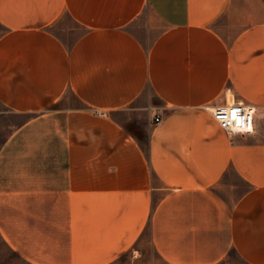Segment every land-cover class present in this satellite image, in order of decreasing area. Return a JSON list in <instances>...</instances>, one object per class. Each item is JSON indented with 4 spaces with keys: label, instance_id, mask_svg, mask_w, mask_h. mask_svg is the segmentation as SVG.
<instances>
[{
    "label": "crops",
    "instance_id": "crops-1",
    "mask_svg": "<svg viewBox=\"0 0 264 264\" xmlns=\"http://www.w3.org/2000/svg\"><path fill=\"white\" fill-rule=\"evenodd\" d=\"M5 110L32 113L0 147L25 264H264V0H0Z\"/></svg>",
    "mask_w": 264,
    "mask_h": 264
},
{
    "label": "rangeland",
    "instance_id": "rangeland-1",
    "mask_svg": "<svg viewBox=\"0 0 264 264\" xmlns=\"http://www.w3.org/2000/svg\"><path fill=\"white\" fill-rule=\"evenodd\" d=\"M81 32L80 30L78 31ZM72 41L69 42L71 44ZM67 101H69L71 106L79 105V102L76 100L72 91L67 92L66 96ZM32 113H23L19 114L14 111H3L0 112V147L2 146L3 142L7 139L9 134L23 124ZM142 123H139L140 126ZM146 249L143 250V261L153 257V250L150 244V236L149 232L145 234V239L141 243ZM132 253H127L120 264H130ZM0 264H25L17 255L16 252H13L9 249V247L5 244V241L0 234Z\"/></svg>",
    "mask_w": 264,
    "mask_h": 264
},
{
    "label": "built area",
    "instance_id": "built-area-1",
    "mask_svg": "<svg viewBox=\"0 0 264 264\" xmlns=\"http://www.w3.org/2000/svg\"><path fill=\"white\" fill-rule=\"evenodd\" d=\"M207 108L219 126L230 135L250 134L255 131L256 107L254 106L232 102ZM159 121L160 118L156 117L155 122Z\"/></svg>",
    "mask_w": 264,
    "mask_h": 264
},
{
    "label": "bare ground",
    "instance_id": "bare-ground-1",
    "mask_svg": "<svg viewBox=\"0 0 264 264\" xmlns=\"http://www.w3.org/2000/svg\"><path fill=\"white\" fill-rule=\"evenodd\" d=\"M233 101H230L229 103H232Z\"/></svg>",
    "mask_w": 264,
    "mask_h": 264
}]
</instances>
